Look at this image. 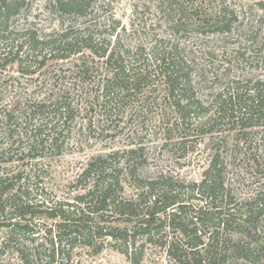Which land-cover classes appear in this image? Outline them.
Instances as JSON below:
<instances>
[{
	"label": "rangeland",
	"instance_id": "rangeland-1",
	"mask_svg": "<svg viewBox=\"0 0 264 264\" xmlns=\"http://www.w3.org/2000/svg\"><path fill=\"white\" fill-rule=\"evenodd\" d=\"M17 1L7 29L0 31V115L12 110L19 124L24 111L41 100H50L47 120L53 116L55 100L65 98L75 108L63 133L61 154L47 153L35 161L34 174L43 173L44 191L36 190L31 179L32 198L43 194L44 200L49 198L48 206L73 203L82 193L77 177L92 157L138 145L144 147L145 161L137 179L170 178L177 191H185L177 196L178 202L197 208L204 205L187 190L203 180L211 158L217 155L226 165L221 175L224 188L231 190L236 202L264 192V119L242 130L218 119L216 113L219 98L252 93L257 83L264 93V0H80L79 9L77 1V6L74 2L66 5V11L56 0ZM32 36L47 42L46 48L29 53ZM65 37L86 44L92 38L97 55L84 49L81 54L57 58L69 53L56 51ZM19 47L20 56H32L24 65L30 66L23 68L25 74L11 63ZM103 50L120 53L129 70V84L134 77L144 76L145 66L149 73L137 88L129 85V90L120 92L124 98L120 115L108 119L113 124L110 131L101 132V127H95L105 120L99 96L101 86L110 84L112 76L105 59L99 58ZM158 54L188 80L175 91L190 106L183 126L171 109L172 100L166 99L164 80L152 69ZM82 61L87 63V74L78 67L83 68ZM88 121L93 124L90 128ZM0 164L10 176L31 167L28 159ZM126 195H133V190L128 189ZM55 222L43 215L31 221L30 227L39 231L38 244L44 243L48 231L54 232ZM5 230L0 229V244L6 242ZM258 242H264V215L253 245ZM19 244L29 246V241L20 236L4 243L0 264H23L16 252ZM90 252L75 248L68 264H130L106 245L98 254ZM40 258L45 264L44 257ZM142 264L169 263L162 251L146 245Z\"/></svg>",
	"mask_w": 264,
	"mask_h": 264
},
{
	"label": "trees",
	"instance_id": "trees-1",
	"mask_svg": "<svg viewBox=\"0 0 264 264\" xmlns=\"http://www.w3.org/2000/svg\"><path fill=\"white\" fill-rule=\"evenodd\" d=\"M77 1L76 9H79L82 6L80 0H56L63 11L73 2L77 6ZM17 4V0H0V31L7 29L6 24L16 12ZM63 39L58 42L56 51L69 50V53L58 56L59 59H66L72 53L81 54L84 49L97 55L91 45L92 38L87 39L90 44L73 38ZM46 44L32 36L28 51L34 54L38 48H46ZM21 49L19 47L13 53L11 63L25 74L23 68L29 65H24L32 56H20ZM98 55L105 59L104 66L112 75L111 83L101 86L99 96L105 120L97 122L95 127H101L104 132L110 131L109 125H113L108 119L120 115L124 105L120 92L129 90V85L137 88L143 83L148 77L149 66H145L144 76L134 77L129 84L130 80H126L129 70L117 50L109 53L103 50ZM165 63V57L158 54L153 58L152 69L164 80L166 99L172 100L169 103L171 109L183 126L190 106L183 104L175 91L179 92V87L188 80L169 62ZM43 65L44 61L40 67ZM81 65L83 68L78 66L80 71L87 74V63L82 61ZM219 99L216 101L218 119H226L236 128L247 129L264 119V93L259 83L252 93H236ZM49 101L41 100L29 106L19 124L12 110L2 111L0 115V163L4 161L8 165L28 159L31 166L28 172L21 170L10 176L7 167L0 164V229H6L5 241L8 243L15 242L20 236L29 241V246L19 244L16 248L23 264H42L41 255L45 264H68L75 248L84 247L90 253L98 254L105 245L123 255L130 264H142L146 245L162 251L169 264H264V242L253 245L264 215V192L236 202L231 190L224 188L221 175L226 165L219 155L211 158L203 180L187 190L197 195L193 200L204 202L198 208L178 202L177 196L184 195L185 191L183 188L177 191L170 178L137 179V172L145 161L143 145L92 157L77 177L76 185L82 193L74 197L73 203L48 206L47 196L46 200L42 198L43 194L32 198L31 179L36 190L44 191L43 173L34 174L35 161L47 153L61 154L63 133L67 132L75 109L65 98L55 100L53 116L47 120L45 113ZM92 125L88 121L87 127ZM128 189L133 190L129 197L126 195ZM40 215L56 222L52 228L54 232L48 231L44 243L38 244L39 231L32 229L30 224ZM4 243L0 244V249Z\"/></svg>",
	"mask_w": 264,
	"mask_h": 264
}]
</instances>
